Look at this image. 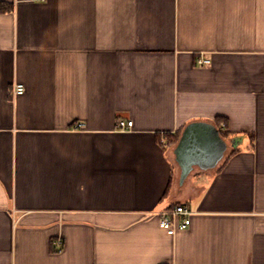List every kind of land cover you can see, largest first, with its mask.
<instances>
[{
  "label": "crops",
  "instance_id": "1",
  "mask_svg": "<svg viewBox=\"0 0 264 264\" xmlns=\"http://www.w3.org/2000/svg\"><path fill=\"white\" fill-rule=\"evenodd\" d=\"M218 118L181 184L164 134ZM0 264H264V0H0Z\"/></svg>",
  "mask_w": 264,
  "mask_h": 264
},
{
  "label": "water",
  "instance_id": "2",
  "mask_svg": "<svg viewBox=\"0 0 264 264\" xmlns=\"http://www.w3.org/2000/svg\"><path fill=\"white\" fill-rule=\"evenodd\" d=\"M227 150V142L213 123L188 124L174 150L181 169L180 183L183 184L195 168L204 172L216 169Z\"/></svg>",
  "mask_w": 264,
  "mask_h": 264
},
{
  "label": "built area",
  "instance_id": "3",
  "mask_svg": "<svg viewBox=\"0 0 264 264\" xmlns=\"http://www.w3.org/2000/svg\"><path fill=\"white\" fill-rule=\"evenodd\" d=\"M199 65H208L210 60H199ZM25 93V87L21 84L15 85L13 95L22 96ZM134 126L133 121L120 120L118 129L121 131L131 130ZM79 127H82L81 125ZM192 211L185 205H178L173 209L159 213L160 227L170 236H175L179 231L186 230L191 225ZM58 245L62 246V241H58Z\"/></svg>",
  "mask_w": 264,
  "mask_h": 264
},
{
  "label": "trees",
  "instance_id": "4",
  "mask_svg": "<svg viewBox=\"0 0 264 264\" xmlns=\"http://www.w3.org/2000/svg\"><path fill=\"white\" fill-rule=\"evenodd\" d=\"M214 125L219 129L221 136L223 137V139H225V141H230L232 137L235 136L234 134H231L225 130L226 122L224 121V119H216ZM183 130L176 134H164L167 145H169L170 147L176 146L181 138Z\"/></svg>",
  "mask_w": 264,
  "mask_h": 264
},
{
  "label": "rangeland",
  "instance_id": "5",
  "mask_svg": "<svg viewBox=\"0 0 264 264\" xmlns=\"http://www.w3.org/2000/svg\"><path fill=\"white\" fill-rule=\"evenodd\" d=\"M176 146H177V145H176ZM176 146H172V148H176ZM227 153H228V150H227L226 154H227ZM225 156H226V155H225ZM177 171H178V172L181 171L179 165L177 166ZM199 171H201V170L198 169V168H195V169L193 170V172L190 174V176H191L193 173H196V172H199ZM190 176H189V177H190Z\"/></svg>",
  "mask_w": 264,
  "mask_h": 264
}]
</instances>
